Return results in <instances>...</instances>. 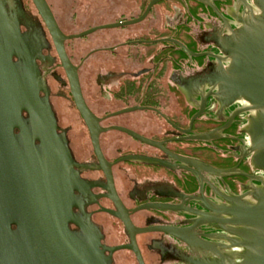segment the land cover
<instances>
[{"label": "flooded vegetation", "instance_id": "obj_1", "mask_svg": "<svg viewBox=\"0 0 264 264\" xmlns=\"http://www.w3.org/2000/svg\"><path fill=\"white\" fill-rule=\"evenodd\" d=\"M151 1L45 0L65 36L94 29L63 47L98 120L97 150L32 0H3L0 43L18 30L15 42L35 64L38 96L80 179L70 204L76 222H67L80 245L94 247L106 264H240V229L205 221V214H212L206 206L234 205L229 198L250 204L263 187L245 131L254 113L243 100L221 102L241 32L258 31L262 12L256 0H160L148 8ZM11 61L17 76L27 78L24 54ZM20 117L29 135L14 128L9 146L0 137V153L9 149L31 165L34 155L43 160L44 144L33 135L29 114L21 110ZM210 132V140L193 139ZM178 157L227 172L198 168L196 178ZM16 196L0 200V229L8 230L0 236L16 240L4 246L11 264H64L62 251L24 247L23 238L44 235L45 210L27 193Z\"/></svg>", "mask_w": 264, "mask_h": 264}, {"label": "water", "instance_id": "obj_2", "mask_svg": "<svg viewBox=\"0 0 264 264\" xmlns=\"http://www.w3.org/2000/svg\"><path fill=\"white\" fill-rule=\"evenodd\" d=\"M157 1L160 0H152L148 8ZM32 2L44 21L57 54L67 71L74 102L97 150V136L100 131L97 125L98 120L83 101L77 76L67 60L63 47L65 40L84 37L92 33L94 29L65 36L59 30L45 0H32ZM256 3L262 12L263 20L260 21L262 27L254 33L241 32L242 42L239 48L234 50V55L239 61L232 60L233 65L230 68V75L225 79L226 88L221 102L231 103L234 100H243L249 105L247 109L254 113L245 131L251 138L253 163L258 170L264 172V0H256ZM4 12V2L0 0L2 29ZM17 34L18 30L15 34H4L0 43V137L3 138L1 143L9 146L14 128H18L23 136L29 135L28 128L20 117L21 110H24L30 116L33 135L44 144V158L39 161L34 155L32 161L29 159L31 165H28L26 158L16 159L11 156L9 149H4L5 152L0 153V200L16 199L17 193H27L28 198L32 197L35 201H39L40 207L44 206L45 213L42 220L44 235L23 238L22 242L26 249L30 248V251L49 249L50 253L56 256L62 251L64 264H106L107 259L102 253L94 247L87 248L80 245L67 228L69 220L75 221L71 215L70 204L73 200L72 189L80 185V179L71 168L72 160L68 149L56 134V125L47 101L43 103L38 96L40 85L34 71L35 64L25 51L21 52L18 48L15 42ZM13 54L18 58L24 54L27 78L17 76L11 61ZM213 135V132H210L193 139L207 141ZM143 141L160 146L150 141ZM98 159L100 163H104L99 154ZM16 160L25 163L17 164ZM177 161L179 164L188 163L192 166L197 172H194L196 178H198V168H204L213 175H224L227 172L204 167L195 161L187 162L179 157ZM11 183L28 185L16 189L7 185ZM262 184L263 187L256 191L254 201L250 204L239 201L240 198H229L227 201L234 205L228 208L216 209L206 206L212 214H205V221H216L227 227L240 229V232L235 233L242 240L239 244L243 251L240 264H264V182ZM41 200H48V202L42 203ZM46 209L49 210L48 213ZM62 217L65 218V222L61 219ZM123 222L130 230V224L126 220ZM1 225L3 227V222L0 223ZM3 229H0L2 233L5 230ZM5 231L8 232V230ZM226 232L231 231L227 228ZM171 234L181 236L179 232H171ZM11 241L16 242L14 238L0 236V264L12 263V258L4 247Z\"/></svg>", "mask_w": 264, "mask_h": 264}, {"label": "rangeland", "instance_id": "obj_3", "mask_svg": "<svg viewBox=\"0 0 264 264\" xmlns=\"http://www.w3.org/2000/svg\"><path fill=\"white\" fill-rule=\"evenodd\" d=\"M76 33L78 32V30L77 31H75Z\"/></svg>", "mask_w": 264, "mask_h": 264}]
</instances>
